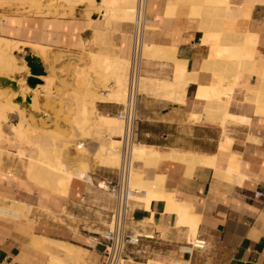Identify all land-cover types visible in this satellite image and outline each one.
<instances>
[{
    "label": "crops",
    "instance_id": "crops-1",
    "mask_svg": "<svg viewBox=\"0 0 264 264\" xmlns=\"http://www.w3.org/2000/svg\"><path fill=\"white\" fill-rule=\"evenodd\" d=\"M169 1L147 0L144 41L174 47L176 58L185 65L187 84L180 88L173 79L172 59L146 57L153 59L143 64L142 78L160 95L145 91L138 95L132 135L134 143L160 153L155 160H136L135 170L151 182L159 176V189L175 203L164 196L150 198L148 204L132 200L127 225L142 236L126 246L124 264H264V0H228L230 6L248 7L239 16L229 15V22L219 9L225 5L210 4L208 18L191 14L190 0L165 14ZM7 15L0 14V19ZM20 15L24 19L10 18L4 31L1 26L6 22L0 21V34L64 49H78L92 35L86 15ZM44 18L60 23H43ZM204 24L212 25L206 31ZM93 33L103 54L117 53L113 32ZM119 37L122 54L128 56L130 37ZM244 40L247 48L251 46L250 57L235 59L234 47ZM23 48L29 53L28 46ZM227 87L229 98L217 96L223 88L220 95L226 97ZM121 107L114 101L97 102V110L110 118ZM223 112L244 120L221 123ZM1 147L0 198L30 204L34 220L25 213L20 220L0 221V264H54L51 258L62 264H100L104 241L99 233L108 225L113 199L95 181L115 178L116 170L94 167L90 176L94 185L74 177L66 193H59L25 177L18 154L34 157L35 148L7 140L0 141ZM188 153L214 160L196 162ZM8 170L15 176L8 177ZM226 170L231 178L225 176ZM137 191L145 193L143 188ZM184 213L191 219L187 221ZM193 225L197 242L189 239ZM34 236H39L36 246L31 243ZM45 239L67 242L73 249H61Z\"/></svg>",
    "mask_w": 264,
    "mask_h": 264
},
{
    "label": "bare ground",
    "instance_id": "bare-ground-1",
    "mask_svg": "<svg viewBox=\"0 0 264 264\" xmlns=\"http://www.w3.org/2000/svg\"><path fill=\"white\" fill-rule=\"evenodd\" d=\"M12 1H16V2L18 1L19 3H24L27 1V2L35 5V7L38 8V6L41 5V2L42 1L44 2L46 0H12ZM52 1H53L54 5L58 4V6H59V4H60V5H63L64 7H69L72 4L80 5V6H82V5L87 6L88 3H90V0H52ZM105 1L107 2L108 6L112 7L111 8V10H112L111 16L114 17V18L111 17L112 19H116V17H117V20L120 19L121 21H133L135 16L137 15V8H136L137 0H105ZM184 2H185V0H170L165 7L166 13H165V11H164V13L165 14H172L174 12V9L176 8V6L178 4L184 3ZM190 3H191V7H190L191 14H194L195 16L196 15L201 16V14L203 13V15H205V17L207 16L206 12L208 11V9H210L209 8L210 4H212V5L216 4L218 6L225 5V7L219 8V9L223 10L222 12L225 13V19L224 20H227L226 18H228V20H227L228 22H229V19L231 20V18H229L230 17L229 15H233V16L238 15L239 16V13L241 10H246L248 8L246 5H244V6L240 5V6H235V7L232 5L230 6L228 0H192V2H190ZM205 4H209V5H207L208 7L204 6ZM146 5H147V0L145 2L144 9H141L139 11V14L144 18L143 41H142L141 54H142L143 58L145 55L146 57H164V58L172 59L175 63V68H173V70H175L173 79L177 82L178 81L180 82V84H181L180 88L185 87V84H187L186 80L188 78L187 77L186 80L184 79V74L186 73L185 65L180 61L181 59L178 60L176 58L174 47L173 48L172 47H166V46L156 45L152 42L144 41L145 30L148 29V27L145 26ZM39 8H41V7H39ZM212 9L217 10L218 8L214 7ZM0 11L2 12V10H0ZM33 11H34L33 13L36 14L37 10L33 9ZM28 12H30V11H28ZM213 12H215V11H213ZM37 14H38V12H37ZM207 17L210 18L209 16H207ZM94 19L95 18L92 17V19H90V20H94ZM203 20H205V18ZM221 23H223V22H221ZM210 25H212V24H204V26H203L204 30L207 31ZM208 32L212 34V31H208ZM3 40H10V39H7L5 37H0V63H1V65L8 66L9 72L13 74V76L10 77L9 79L15 80L17 87L10 88V84H6L2 87L3 88L2 93H4V96H6V98H5V100L0 101V137L7 136V134L4 133L1 129V122L6 117V113L3 112V109H5L7 107V110L15 113V116H17V118L19 119V123L13 124L11 127L15 138L12 139V138L6 137L8 139V141L15 143L16 145H19L20 142H22L25 139L27 142L31 143L30 146L32 145V147L36 149V156L35 157H26L24 159L23 155H21L20 153L18 154L20 165H21V167H22V169L26 175L25 177H27L33 184H35L39 187L44 186V187H47V188L52 189V190L59 192V193H66V191L69 187V184L74 177L88 179V180L90 179V175L87 171L86 165L82 161H78L77 164H75V165H69L66 161H64L61 158V155H60V152L58 151V149H56L54 147V141L55 140L52 137L47 138V137L42 136V135H37V136L34 135L31 140H27L26 138H23L25 135L24 136L22 135V131L24 128L22 121L26 118V117L24 118L25 109H26V108L24 109V106H25L24 103L26 102V96H30V102H28V108L30 107V109H32V108H34V106L36 107L37 101H38L37 99H39L38 98L39 94H43L46 97H48V94L50 93V91H53L54 85L56 86L55 83L56 82H57V84L59 83L58 81H56V79L61 77L62 71H60L61 73L58 72V74L57 73L54 74L55 77H53L54 75H52L53 73L51 71L52 76L46 78L45 80H43L44 78L42 79L39 76L40 75L39 74L38 77L41 78L43 82H41V84L36 83L34 86L28 85L26 79H27V76L31 74L29 66L26 64L25 60H23L24 61L23 64L18 63L17 65H11V63H9V61H10L9 59H10V57H12L14 55L12 52V49L14 47L16 49L17 45L16 44L12 45L11 43L10 44L5 43ZM245 40H247V39H245ZM245 40H244V43L242 45L238 44L237 46L234 47L235 49H237V52H238L236 55H235L236 52H234L233 48L231 50L229 49L230 55H232L234 52L233 55H235V57H236L235 59H237V58L238 59H245V58L250 57L248 51L249 52L251 51V46H249V48H247V46L245 44V42H246ZM247 41L249 42L251 40L249 39ZM23 43L31 44L32 45L31 48H33V49L35 48L38 51L35 54L36 56H37V53L38 54L40 53L41 57H44L43 55H46V56L52 55V56L56 57L55 59L67 60V61L73 63V69H72L73 72H72V77H71L72 86H73V89H76L77 90L76 92L81 95L80 104L78 106L74 103L72 104V105H75V108L78 111V116L80 119V121L77 123L78 128H79V130H81V133H86L88 131L89 132L91 131L92 134H94L96 136H99V137H101L102 135L105 136V140H103V142H100L99 147H98L99 148L98 154L101 157L100 159H101V162L103 164H107V166L108 165L109 166H116L118 164V162L120 163V161H121L120 148H121L123 139L126 137V135L129 136L131 133V125L127 128V125H126V122L124 121V119L121 118L119 115H116L117 118L121 119L122 121H120L118 119L119 125L113 126L114 125L113 119L110 117L102 115L96 109V99L92 98L93 97L92 94H94L92 89H94V88H92V89L90 88L89 77L85 76L86 72L84 73V71L86 70V69H84L85 64L79 65V63L81 62L80 59L82 60V58H85L86 55L84 57L78 58L77 53H79V52H74L75 55H73L70 51L63 49V48L51 47V49H50L49 46L43 45V44H36V43H31V42H23ZM116 45H117V43H116ZM118 47H120V46L118 45ZM216 48L217 47L215 46V49ZM215 49H213V50H215ZM118 51H119V49H118ZM57 52H59V53H57ZM88 55L91 57V60H92V64L90 62L89 65H91L92 67H97L98 70H100L102 72V74L104 73L105 75L107 74V76L109 75V78L106 79L105 81L110 79L111 83H113L112 84L113 88L110 91V93L106 94V95H100L97 97V99L101 100V101H112V102L114 101V102H119V103H125L126 94H127V68H128L129 59L122 57L121 56L122 54H120V51H119V53L117 52L114 56L105 55L100 50H97L96 52H89V54H87V56ZM217 55H218V53H217ZM223 55H225V53H223ZM38 56L40 57V55H38ZM87 58H85V59H87ZM49 59H51V57ZM85 59H83V60H85ZM221 59L223 60V58H221ZM52 60H53V58H52ZM52 60L50 61V65H53ZM78 60L80 62H78ZM55 61L57 63V60H55ZM21 63H22V61H21ZM240 63H241V61H239V65H240ZM10 65H11V67H9ZM87 65H88V63H87ZM57 66H58V64H57ZM56 68H54V69H56ZM59 69H61V68H59ZM200 69H201V67H200ZM55 71H58V70L56 69ZM240 74H241V72H240ZM235 75H236L235 77L237 79L238 74H235ZM56 76H57V78H56ZM141 79H142V75L140 77V80ZM143 79L145 81H147L146 78L143 77ZM61 81H63V80H61ZM61 83L63 84V82H61ZM168 84H170V83H168ZM171 84H173V83H171ZM199 86H201V85H199ZM207 88H206V90H207ZM216 88L218 89V86H216ZM211 89L213 90V88H210V90ZM222 89L223 88H220L221 91L220 90L219 91L222 92ZM249 89H250V87H249ZM227 90L226 91L228 94L225 93V96L229 95V92L231 91L229 87H227ZM206 92H208V91H206ZM220 92H219V94H217V96L219 95L223 99L229 98L227 96L223 97L224 91L222 92L223 93L222 96L220 95ZM201 94H202V92H201ZM17 95L21 96V100L20 101L12 100ZM259 95L260 94L258 93L257 99H259ZM210 96H212V95H210ZM213 97H211V98H213ZM214 98L212 100H214ZM222 98H220V99H222ZM209 100H211L210 97H209ZM213 102H210V103H213ZM223 102H225V101H223ZM22 103H23V105H22ZM257 103H259V102H257ZM226 104H227V102H226ZM40 112H41V110H40ZM220 114H221L220 115L221 123L226 122L227 119H229V120L230 119L244 120L243 118L227 114L226 112H223ZM218 119H219V115H218ZM76 146L78 148H81V149L84 148L83 144L80 142H78ZM54 149H55V151H54ZM76 150L78 151V149H76ZM155 150L153 147H147L144 145L134 143L132 141L131 158H132V160H139V159L155 160L160 155V153H157ZM2 153H3V149L0 148V160H1ZM187 155L190 156L196 162H201V163H207L210 160L209 158L214 157V156H203V155H198V154H194V153H188ZM212 160H214V159L212 158ZM144 162H146V161H144ZM146 164H147V162H146ZM222 172H224V171H222ZM222 172H220V174H222ZM230 173H231V171L225 172V176L228 178H231ZM7 176L11 177V176H15V174L12 173L10 170H8ZM236 176H240L238 174V172H237ZM1 177H3V173H1V171H0V178ZM12 178L14 179V177H12ZM155 178H158V180H154L153 182H151L149 180H146L147 178H144L142 173H139L138 171L131 169L130 176H129V185H130V188L133 189V192L131 193L132 200H135V201L142 200V201H145L146 204H148L150 198H153L155 196H159L158 198H160V196H164V198L166 197L168 201L175 203L173 198L170 199L165 194V192H163L162 189H159V185H158L159 183L158 182H160L159 180H161L159 178V176H156ZM99 182L101 185H104L102 180H100ZM142 188L145 190L144 194H140L137 191V190H140ZM167 200H166V202H167ZM176 203H178V202H176ZM178 204L177 205L175 204V205L179 207L180 205H178ZM171 205L173 206V204H171ZM187 206H189V205H187ZM181 207H182V205H181ZM30 209H31L30 204L22 203V202H18V201H9L8 203H5L0 199V221L6 222L8 220H20L21 218H23L25 216V213H27ZM191 209H192V206H191ZM183 216H185L187 218V221H188V219L189 220L191 219L192 215L184 213ZM187 224H188V222H187ZM190 224L192 225L193 222L190 221ZM196 228H197L196 225L189 226V230H190V232L188 231V233L190 234L189 239H191L192 241H196ZM38 237L39 236H34L32 238L31 243L35 244L34 246H36V244L38 243L37 240L39 241ZM45 240L48 241L49 243L61 248V249H64V250H72L73 249L72 246L70 244H68L67 242L53 241V240H49V239H45ZM38 246H40V245H38ZM50 257H52V256H50ZM50 261H51V263L54 262V264L55 263L56 264H62V263H60V260L58 261L56 258H51Z\"/></svg>",
    "mask_w": 264,
    "mask_h": 264
},
{
    "label": "rangeland",
    "instance_id": "rangeland-1",
    "mask_svg": "<svg viewBox=\"0 0 264 264\" xmlns=\"http://www.w3.org/2000/svg\"><path fill=\"white\" fill-rule=\"evenodd\" d=\"M46 1H44V2L42 1L43 3L41 2V5H39L37 8V7H35V5H33L27 1L24 3H19L18 1L16 2V1H12V0H0V10H2V12L0 11L1 15L15 14V15H7L5 20L0 19V21L6 22V25L1 26L2 30L4 31V28H6V26H8V20L10 18L24 19V15H20V14H34L33 9H36L38 12V14L36 12V14H34V15H41V14L43 16L44 15H50V16L86 15L87 17H89V19H92V17L95 18L94 20H91V22H90V26L92 29V35L90 37L84 38L83 39L84 45H82V43H81V47H79L78 49H71V48H65V49L70 51L73 55H75L74 52H79V53H77L78 58L84 57L85 55H86L85 58H87L89 56V55L87 56V54H89V52H96L97 50L101 49V46L98 43V41H95V34L93 33L95 29H101V30H106L107 33L112 34V32H113V34L115 36V41L117 43L116 48H118L120 51V54H122L121 47H118V45L120 46V43L123 40H120L119 34H120V36L122 34H125L126 39L128 38V35L130 37L132 21H121L120 19L117 20V17H116V19H112V18H114L113 16H111V13H112L111 8L112 7L108 6V4L105 0H90V3H88V5H87L88 7L86 5L80 6V5H74V4H72L69 7H64L63 5H60V4H59V6H58V4L54 5L52 0H48L47 2ZM185 2H186V0H185ZM190 2H192V0H190ZM39 7H41V8H39ZM27 10L30 12H28ZM45 22H52L53 23V22H57V20H49V19L44 18L43 23H45ZM57 23H60V22H57ZM124 29H126L127 32ZM12 31L15 32L14 28L12 29ZM0 36L10 39V40H3L5 43H9V44L11 43L12 45L13 44L17 45L16 49H15V47L12 49V52L14 55L12 57H10V59H9L10 60L9 63H11V65H17L18 63L23 64L24 63L23 60L26 61V59L24 58V55L27 54L28 52H26V50H24L23 46H28L30 48L29 53L32 54L36 58V60H39L41 62V64L44 67V70L46 71L45 74L39 75L42 79L44 78L43 80H45L48 77H51L52 75H54L56 73L58 74V72L61 73L60 71H62L61 77L57 78V76H56V78L58 80L55 78L56 81H58L61 85L59 83L57 84V82H56L55 83L56 86L54 85V89H53V91H50V93L48 94V97H46L43 94H39V97H38L39 99H37L38 100L37 106L36 107L34 106V108H32V109H30V107L28 108V102L24 103L25 104L24 109L26 108L24 118L25 117L26 118L22 121V124L24 125L22 135L23 136L25 135L23 138H26L27 140H31L34 135H36V136L42 135V136H45L47 138L52 137L55 140L54 141V147L56 149H58V151L60 152L61 158L64 161H66L69 165H75V164H77L78 161H82L86 165L87 171H88L90 176L92 175V171H93L94 167H105L108 169L116 170V167L119 165V162L116 166H109V165L107 166V164H103L101 162V159H100L101 157L98 154L99 153V148H98L99 144H100V142H103V140H105V136H103L102 134H101L102 135L101 137L96 136V135L92 134L91 131L90 132L88 131L86 133H81V130H79V128H78L77 123L80 121V119L78 116V111L75 108V105H72V104L74 103L78 106L80 104L81 95L79 93H77L76 92L77 90L73 89V86H72L71 77H72V72H73L72 71L73 63L69 62L67 60L55 59L56 57H54L52 55H49L51 57V59H49L50 57L46 56V55H43L44 57H41L40 53L39 54L37 53V56H36L35 54L38 51L35 48L34 49L31 48L32 47L31 44L23 43V42H29V40L15 39V38L7 36L6 34H0ZM31 43L41 44L39 42H31ZM43 45H46V44H43ZM47 46H49V45H47ZM49 48L51 49V46H49ZM55 48H57V47H55ZM118 49H117V52L119 53ZM129 50H130V46H129ZM59 52H57V53H59ZM38 55H40V57ZM106 55H108V54H106ZM108 56H110V55H108ZM121 56L126 58V59H129V51H128V56L123 55V54ZM52 58H53V60H52ZM85 58H82V60ZM151 59H153V58L148 59L144 55L143 64L150 63ZM51 60H52L53 65H50ZM55 60H57V63ZM82 60L80 59V61L82 63L79 60H78V62H80L79 65L85 64L84 69H86V70L84 71V73L86 72L85 76L89 77V80H90L89 83L91 84V85L89 84L90 88L91 89L94 88V89H92L94 92V94H92V96H93L92 98L96 99V109H98L97 108V102H98L97 97L100 95L109 94L113 88V86H112L113 83H111L110 79L105 81L106 79L109 78V75L107 76V74L106 75L104 73L102 74V72L100 70H98L97 67H92L91 65H89L90 62L92 64V60H91L90 56L87 59H85L83 61ZM21 61H22V63H21ZM158 62H159V64H161V61H157V63ZM87 63H88V65H87ZM26 64H27V61H26ZM57 64L59 67L57 66ZM11 65L9 67H11ZM54 68H56L58 71H55L56 69H54ZM59 68H61V69H59ZM51 71L53 74L51 73ZM142 71H144V70H142ZM0 76H5V77L10 78L13 76V74L9 72L8 66L1 65V63H0ZM53 77H55V75ZM61 80H63V81H61ZM61 82H63V84ZM4 85H6V84H4ZM4 85L0 84V101L5 100V98H6V96H4V93H2V90H3L2 87ZM147 86L148 85L143 78L141 80H139L140 92L145 91V92H151L154 95H160V93L156 92L155 90H153L152 88L147 87ZM10 88H12V87L10 86ZM12 100H15V97ZM114 103L120 104L122 106V103H119V102H114ZM22 105H23V103H22ZM40 110H41V112H40ZM3 112L6 113V117L1 122V129L4 133L7 134V136L1 137V138L8 141L7 138H12V139L15 138L11 127L13 124L19 123V119L17 118V116H15V113L7 110V107L5 109H3ZM112 117H114V118H112L114 121L113 126L119 125V120L122 121L121 119L117 118L116 114H115V116L113 115ZM4 140H0V141H4ZM24 140L22 141L23 143L20 142L19 145L32 148V145L30 146L31 143L27 142L26 140L24 141ZM78 142L82 143L84 148H82V149L78 148L76 146ZM76 149H78V151ZM54 151H55V149H54ZM35 156H36V154H35ZM135 163H136V160H133L132 170H135ZM0 164H1V162H0ZM86 180L89 182V184L94 185L91 182V179H89V180L86 179ZM100 180L99 179L96 180L95 185H98V181H100ZM101 189H103V188H101ZM107 192H108V190H107ZM108 195H109V197H112V194L110 192H108ZM0 199L3 202L8 203L9 200H11L12 198H9V199L8 198H0ZM32 209L33 208L31 206V209L27 212V216L30 220L33 221L34 218L32 215V212H33Z\"/></svg>",
    "mask_w": 264,
    "mask_h": 264
},
{
    "label": "built area",
    "instance_id": "built-area-1",
    "mask_svg": "<svg viewBox=\"0 0 264 264\" xmlns=\"http://www.w3.org/2000/svg\"><path fill=\"white\" fill-rule=\"evenodd\" d=\"M146 0H137V15L132 21L130 32V53L127 68V94L125 103L117 113L126 122L127 128L131 125V133L123 139L120 152L121 161L116 167V177H103L98 185L112 194L113 205L110 210L108 225L99 233L104 241V249L100 264H124L125 248L128 244L138 243L142 233L127 225V218L131 209V193L129 185L130 171L133 167L131 147L133 141V121L139 90V80L143 69V56L141 54L143 41L144 18L139 14L144 9ZM193 244V243H192Z\"/></svg>",
    "mask_w": 264,
    "mask_h": 264
},
{
    "label": "water",
    "instance_id": "water-1",
    "mask_svg": "<svg viewBox=\"0 0 264 264\" xmlns=\"http://www.w3.org/2000/svg\"><path fill=\"white\" fill-rule=\"evenodd\" d=\"M24 58L27 61V65L30 68V75L27 76V83L30 86H34L36 83H41L42 79L38 77L39 74H45V70L43 65L41 64V62L39 60H36V58L31 55L30 53H27L24 55ZM0 84L4 85V84H10V86L12 88L17 87L16 81L9 79L8 77L5 76H0ZM16 101H20L21 100V96L17 95L15 97ZM26 102H30V96H26Z\"/></svg>",
    "mask_w": 264,
    "mask_h": 264
}]
</instances>
